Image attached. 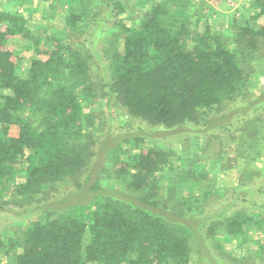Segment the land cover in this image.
<instances>
[{"label":"trees","instance_id":"trees-1","mask_svg":"<svg viewBox=\"0 0 264 264\" xmlns=\"http://www.w3.org/2000/svg\"><path fill=\"white\" fill-rule=\"evenodd\" d=\"M30 2L0 8V210L24 219L0 236L6 264H193L200 238L263 228L264 116L241 117L264 111V87L256 94L250 80L264 60V0L220 25L204 13L206 0H143L137 24L124 20L122 0L106 10L64 0L59 16L48 9L39 20ZM100 101L108 118L122 110L140 131L99 140L104 124L87 107ZM203 133V151L191 152ZM101 146L123 188L103 187V169L90 199L50 198L68 178L84 189ZM223 171L237 183L215 193ZM182 182L197 192L186 195ZM214 243L224 264H264V243L230 263Z\"/></svg>","mask_w":264,"mask_h":264},{"label":"rangeland","instance_id":"rangeland-1","mask_svg":"<svg viewBox=\"0 0 264 264\" xmlns=\"http://www.w3.org/2000/svg\"><path fill=\"white\" fill-rule=\"evenodd\" d=\"M208 3L204 8V13L211 17V19L218 25L220 23H229L230 14L236 12L237 14H241L243 10L249 7L250 0H226L225 3L222 0H206ZM235 1V2H234ZM106 2L108 0H95V2L91 5L94 10H106ZM122 2L126 5V10L122 13L124 20L129 24H137L140 18V15L145 10V6L143 4V0H122ZM17 3V1H14ZM7 4V0H0V8L3 5ZM28 4V3H26ZM54 5V8L52 7ZM64 0H32L28 4L31 10H34V19H40L41 14L43 11L54 10L57 11L58 16L62 11L61 7L64 6ZM48 13V12H47ZM58 16L56 19H58ZM116 33V26H113L112 29L108 31V36H113ZM122 41V40H120ZM16 45L21 46L23 45V41L18 39L16 41ZM100 45L102 43L100 42ZM27 56L29 55L28 51L25 53ZM27 61L24 60L23 63L25 65ZM263 63V64H261ZM261 66L257 67V69L251 75V82L254 86V93H259L261 89L264 87V60L261 61ZM93 71L96 75L100 74L102 71V66L99 63H95L93 65ZM87 109H96L98 110V118L99 124L101 121L104 124L105 133L102 134L103 136L100 139H104L103 137L106 136L105 142L110 143L116 140L117 137H122L125 135L133 134L135 132H139L138 130L139 125L143 123L138 120L130 117L128 114L123 112L122 110H114L113 119L108 118V116L104 113L107 112L105 102H95L92 105H88ZM255 110H251L248 113L247 117H241L244 122L250 121L255 122L259 121L257 117L259 116L260 119L264 116V111L261 110L260 112L257 111L254 113ZM102 113V114H101ZM247 114H244V116ZM101 116V117H100ZM240 120V123L243 122ZM238 121V120H237ZM236 121V122H237ZM142 131L149 132L150 127L148 125H143ZM216 128L215 124L211 123L208 125V128L213 129ZM184 130H189L187 127H183ZM190 131V130H189ZM12 132H16V128L12 129ZM156 135L163 136V132H156ZM167 134V133H166ZM164 134V135H166ZM204 134V135H203ZM198 139L193 136L191 138V152L195 150H199L200 153L203 151V148L206 146L207 142L205 137L209 135V133H203ZM208 138V137H207ZM216 139V138H215ZM104 142V143H105ZM170 143V142H169ZM170 148L175 150L176 153H186V147L182 144V142L178 140H173L169 144ZM108 146H101L98 147L97 155L93 158V162L91 163V170H92V178L88 183H85L86 186L83 190L75 185L73 178H68L66 181L59 183L56 188L52 191L49 197L53 198H61L63 197L62 203L64 205L74 203V202H83L93 195L92 192L89 190V185L91 181L96 178L97 176L100 177L101 170L104 169L105 173L107 174L106 177H102L101 184L105 188H123V184L115 180L112 177L111 171V163L105 160L104 154L106 152ZM189 150V149H188ZM187 150V151H188ZM188 155V154H187ZM174 159V158H173ZM260 167H262V162L258 163ZM105 165V167H103ZM174 175V171H172ZM217 181H216V188L215 193L221 194L222 191L226 186H230L231 184L237 183V176H235L232 172H220L217 173ZM172 175V177H173ZM179 177V176H178ZM183 176H180L177 181V185L181 182ZM180 180V181H179ZM173 182V181H172ZM183 189L186 195L190 193V190L193 192H197L196 187L193 184L188 182H182ZM217 195V194H215ZM16 208V207H15ZM22 212V211H21ZM24 219L17 215V212L6 209L0 210V236L5 237L7 235V228L15 229L17 225L23 222ZM200 247L199 252L193 254L192 262L193 264H224L218 259L217 254V247L215 245V241L222 242V249L224 250V258L230 263L232 262L229 259V255L233 257H247L251 250L254 252L255 243H264V226L261 229L255 230L250 229L246 236H241L237 238H233L229 235H216L214 240H209L204 242L200 238ZM257 241V242H256ZM197 249V248H196ZM255 255H260L259 252H255ZM8 259L6 257L0 258V264H6ZM250 261V260H249ZM259 260H257L258 262Z\"/></svg>","mask_w":264,"mask_h":264}]
</instances>
